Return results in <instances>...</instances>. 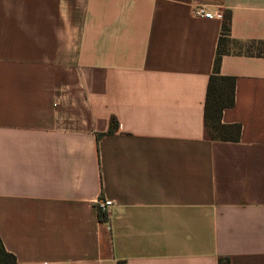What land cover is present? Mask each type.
<instances>
[{"label": "crops", "instance_id": "crops-1", "mask_svg": "<svg viewBox=\"0 0 264 264\" xmlns=\"http://www.w3.org/2000/svg\"><path fill=\"white\" fill-rule=\"evenodd\" d=\"M228 11L237 141L204 122ZM259 41L264 0H0V236L16 264H264Z\"/></svg>", "mask_w": 264, "mask_h": 264}, {"label": "trees", "instance_id": "trees-1", "mask_svg": "<svg viewBox=\"0 0 264 264\" xmlns=\"http://www.w3.org/2000/svg\"><path fill=\"white\" fill-rule=\"evenodd\" d=\"M230 12H225L221 34L219 36L217 52L214 61L213 73L209 77L207 97L204 107L205 135L208 139L225 141H237L240 138V123H224L222 121L223 110L235 102V77L220 73L222 55L227 52V44L230 38ZM247 52L253 55H264V41L251 42ZM117 122H111L109 131H113ZM0 264H16V256L8 251L0 236ZM117 264H125L118 261Z\"/></svg>", "mask_w": 264, "mask_h": 264}, {"label": "built area", "instance_id": "built-area-1", "mask_svg": "<svg viewBox=\"0 0 264 264\" xmlns=\"http://www.w3.org/2000/svg\"><path fill=\"white\" fill-rule=\"evenodd\" d=\"M194 13L203 16V17H213L215 15L214 12L210 10H206L204 6H197L194 10ZM114 200L111 198H100L97 200V205L99 208V211L102 212H107L111 206L114 205Z\"/></svg>", "mask_w": 264, "mask_h": 264}]
</instances>
